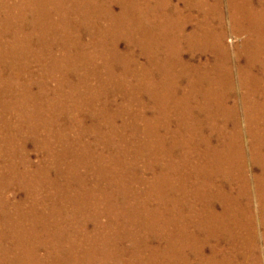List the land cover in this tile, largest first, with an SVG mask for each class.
<instances>
[{
  "label": "bare ground",
  "instance_id": "6f19581e",
  "mask_svg": "<svg viewBox=\"0 0 264 264\" xmlns=\"http://www.w3.org/2000/svg\"><path fill=\"white\" fill-rule=\"evenodd\" d=\"M0 1L4 4L2 9H0V37H8V34L14 28L16 30L18 28H25L30 31L26 32L27 34L25 33V42L18 41L17 45L11 48L17 54L15 61L9 60L5 55H1L0 57V64L4 69L2 75L8 73V77L12 74L16 79L14 81V87L11 90L23 91L26 88L31 90L30 87H33L34 85L37 86L38 82L36 80L35 63L37 64L47 61L46 67H48L51 75V77L49 76L50 80H53L52 78H54L60 85H65L71 79L72 74L76 75L78 83L85 90L82 92L81 96L86 97L89 93L88 91H92L95 100H102V102L99 103L100 105L98 104L100 107L93 106L91 102L85 104L86 107H84L83 103L79 100L76 101L77 103L73 102L71 105H68L67 108H65V102H60L59 105H49L46 109L37 106V108L32 109L31 111L28 109L27 104L25 105L26 108H23L21 104H18L21 107L19 114H16V117H14L16 118L14 121L16 122L15 125L20 129L22 128V125L26 128V123L28 122L31 128V133L33 132L36 136L42 126L48 127L50 130L53 129V121L55 120L53 117L51 118L53 115L57 120L60 116L63 122L68 120L71 122L73 118H76L71 117L72 112L77 113L78 111V116L77 121L75 120L72 122L75 124L73 130L75 131V135L73 137L69 136L71 134H68L65 137L61 135L60 139L53 137L54 139L45 143L46 147L42 143L36 142L35 150H42L45 154V158L48 155V167H44L46 164H39L38 168L32 166L29 154H26L27 152L21 150L22 154L20 159H22L21 162L25 168L18 173L16 170H13L14 175L11 179H16L21 185L28 186L30 189H23L26 192V197L20 200L17 198L16 201H13L10 195H6L8 198H0V264H141L144 262V259H147L150 262L149 264H156L158 261L152 263L150 258H153L154 255H156V252L161 253L162 251H164L161 256L162 260L167 261L169 253H172L174 250L173 246L177 243L174 242V236L170 231L167 233V236H164L163 239L159 240L161 244H169L166 246L167 248H162L161 246H157L161 247L160 249L157 247H153L154 249L149 248L148 250L153 249V251H150L151 253L149 254L144 250L145 255L143 256L141 246L139 245L143 242V237L146 243L149 242L151 240L150 235L146 234L143 237L141 236L142 238L140 239L139 236H135L133 233H120L119 228L122 226V229L124 230L127 228L128 231L137 233L134 229L135 216L144 217L145 223L149 226H152L150 219L155 222L164 219L163 213L166 212L165 209H167L168 204L165 195L170 192L168 193V191L164 189V185L161 183V185H158L161 187L158 189V196H151L155 202H148L147 195H149L152 190H147V186L150 187V183H154L159 179V176H163V172V179H165L167 175H175L177 169L176 167L172 169L173 166L171 163L168 165H160L161 171H159V168L156 169L155 167L156 164L154 165V162L146 157L150 148L149 145H151L153 151L151 148L150 150L153 152V156L155 155V158H151L154 159L155 162L157 160L166 161L161 156L165 153L164 146L159 149L154 148L155 145H153V139L151 144L141 140L134 146H128L120 141V131L124 130L122 129L123 127H129L131 122L133 123V120L130 116H127V118L124 119V124L120 123V125L116 127V120L119 117L116 111L119 110L121 113L123 110L119 107L116 111H111V109H114L113 105L118 103L123 104L122 102L125 101H128L131 104L139 103V95L136 93V90L147 95L146 104L160 103L159 97L156 94L157 90L172 81L169 74L162 76L164 77V80L160 79L159 81L153 77V75H156L155 72L162 75V73L170 71L171 69L165 70L164 68L167 69L170 67V60L174 63L175 59L173 58L172 60L170 58V53L169 56L165 52L163 58H161L158 53L161 60H154L157 58L155 50L151 44V37L156 36L154 35L155 29L143 30V26L137 21V14H135L137 9L140 8L143 3L145 7L140 9L139 12H145L146 8L150 7L149 4H151L152 0H105L107 4L102 3L100 0H70L75 5H71L66 0H20L23 5L22 8H20L19 15L17 16L15 14V21L14 18L11 20L7 19V17H2L1 13L2 10L11 11L13 13L18 10L12 11L10 10L11 7L6 3V0ZM157 1L162 2V0ZM163 1L169 6L168 8L176 5L174 10L176 12L175 17L180 22L179 28L183 29L186 22V19L183 18L182 15L183 10H192L209 0H197L198 2L195 0H178L177 3H175V0ZM231 1L237 2V0ZM254 2L252 0H239V5L234 8L235 11L232 13L231 21L237 22V19L240 17V23H249L251 19H256L258 13L252 12L253 16L249 14V18L245 11L246 8L254 7ZM220 3L223 4L222 1H220ZM180 4L184 8H181ZM218 14V18L220 19L219 28L221 30H219V33H217L211 40V53L208 54H215L219 60H222V63H227L229 61V53L223 42L225 36L223 31L224 22L222 19L224 16L223 13ZM149 16L150 14L148 13V17H146L147 21ZM259 18H261V16L258 17V19ZM164 21L165 18L162 17V22ZM249 29L247 30V27H245L243 30L248 33V31L250 32ZM215 31L217 30H214V32ZM181 33L183 32L181 31ZM252 33L254 34V32ZM258 33L262 36L264 35V26L261 29V32L258 31ZM123 39L127 40L126 45H134L135 48H138L140 55L148 58L150 63L154 64V62H156L161 64V66H152L153 69H156L155 71H152L151 67L139 62L140 60L138 61L139 56L137 57L138 59L134 57L136 65L128 67L127 72L124 74L127 77L126 80L131 81L128 82L129 92H126V90H117L119 96L116 97V100L108 101L109 90L111 87L106 80L101 79V71L97 68H104V72L110 73V76H115L120 62L123 61V59L128 61L127 58L122 56V54L126 53L120 48V40ZM250 40H252L254 45L256 43L255 47L259 48V50L264 46H260L257 41L258 39L254 35L243 44L244 47L240 53L241 55L248 57L251 61V57L254 58L253 54L256 53L257 49L255 50L253 46L248 48ZM177 41L178 40H176V42ZM179 49L180 44L178 45V50H176L178 53ZM196 50L200 49L196 48L195 51ZM162 51L163 50L160 52ZM195 51L192 54L193 57L195 56ZM206 53L207 52L204 51L201 55ZM196 57H198V55ZM195 59H193L194 62H196ZM51 60H53V65L50 64ZM197 61L198 64L193 63L192 72L189 70L186 72L187 75H190L191 73L189 78L192 80L191 83H193L194 87H196V84L200 85L202 80L207 78L202 73L209 65V61L201 62V57ZM126 62L124 60L123 64H126ZM99 63L101 65H99ZM176 63L183 67V61L180 60L179 57H176ZM85 70H88L89 74L95 80L92 85H89L87 79L82 77V73ZM220 72L219 79H211L209 78L210 76L208 78L211 82H213V80L217 81L216 84H218V89L220 91L224 90L222 95H224L223 101L226 102L230 98L231 93L234 95L235 92L233 90H235L236 87L233 89V73L230 68H225ZM240 73H242L240 81L245 82L243 87L247 89H244V92L246 93L245 95L247 96L245 97L247 105L245 106L246 102L243 97L242 104L245 102V109L243 110L246 121L245 131L246 134L249 135V141L253 144V150L255 151L252 161L254 164L264 166V162L259 155L264 148L261 139L262 132L264 131V123H261L264 122L261 119V112L264 110V103H259V100L256 99V97L259 96V91L262 87L264 89V85L261 87V84L258 82L256 85L259 86V89H252V92L248 89L250 88L248 74L246 73L245 76H243L244 72L241 71ZM24 77H27L29 80L27 86L24 85L25 81H21ZM135 78L140 83L133 81ZM73 79L76 78L74 77ZM73 84L74 82H71L67 85L69 87V93L75 92V85ZM221 85L224 86L223 89H220ZM229 85L231 88L227 89V86ZM251 88L253 87L251 86ZM220 91L216 92L219 93ZM32 96L30 95L29 98L31 99L34 97ZM236 98L237 94L233 96V99ZM250 98L253 101L250 100ZM89 99H91L90 95ZM119 99H121L122 102H119ZM180 100L184 102L186 99L182 98ZM237 104H239V102ZM33 105L34 104H32V106ZM147 106L148 105H145V107ZM236 109L237 108H235V110ZM69 112L71 114L70 117H64ZM107 113L109 114V118ZM14 115L15 113L12 114L11 117L9 116V120L11 121H6L7 124L12 122ZM88 121L90 124H88ZM150 125L153 127L152 124H149V134L152 130ZM163 125L164 123L159 120L158 129L162 128ZM21 130L23 131V128ZM132 136L135 137L136 140L137 135L133 133ZM116 138L118 139V143H116L118 149L114 143ZM57 141L60 142V145ZM173 147L176 148L175 144ZM102 149H106L108 153L106 154ZM133 151L134 154L132 153ZM118 152L125 157H131V159L134 157L135 159L141 157L142 160H144V163H146L144 169H142V175H139V173L137 174V167L133 163L134 160L127 161L126 163L118 157ZM64 165L66 166V169H64ZM80 168H83L81 173L78 171ZM25 172L29 173L28 177L25 176ZM6 173V167L3 169L0 168V189L2 192L5 191V183L9 178V175H6ZM251 176L253 179H260L257 175L251 174ZM203 178L205 179V177ZM248 181L250 180L247 179V182ZM75 182L80 186H72ZM139 183L144 184V187L137 186ZM261 194L264 196V192ZM160 196H162V200H159L158 203H156ZM176 201L178 200H175V202ZM209 202L213 203L214 201L210 198ZM155 203L156 206H158L156 209H151L150 207L145 209L143 207L144 204L145 206H148V204L149 206H153ZM97 204H101L102 210L106 209L103 215L102 213H98V219L94 216ZM176 205L178 206L179 202H176ZM140 208L143 210H140ZM213 209L214 208H212V213ZM101 216L106 218L104 223L100 221ZM51 220L54 221V224H51ZM119 233L120 235H118ZM212 235L213 234L210 236L212 237ZM28 239H30V244L27 242ZM125 240L130 241L128 250L131 258L128 261L126 260L127 250L126 253L124 252L125 254L119 251V244H122L121 242ZM4 241L5 243L7 241L8 243L6 244L10 247H5L3 243ZM99 247L100 251L98 249ZM100 254H103V257H101ZM219 255L222 257L218 258ZM206 262L208 264H234V262L237 263L238 261L236 262L235 257H233L232 253L227 250L226 253L225 250H215L214 254L210 256L209 260H206Z\"/></svg>",
  "mask_w": 264,
  "mask_h": 264
},
{
  "label": "rangeland",
  "instance_id": "374dc122",
  "mask_svg": "<svg viewBox=\"0 0 264 264\" xmlns=\"http://www.w3.org/2000/svg\"><path fill=\"white\" fill-rule=\"evenodd\" d=\"M6 1V3L11 7L10 10L18 11L13 13L11 11L2 10L1 16L5 18L7 17V19L11 20L14 18L15 21L16 15H19L20 8H22L23 4L20 0ZM66 1L71 5H75L70 0ZM100 1L107 4L105 0ZM175 1V3L178 2V0ZM220 1H222L223 4L220 3ZM252 1H255V5L254 7H250L251 9H245L247 15L250 18L252 12H255L258 13V17L261 16V18L258 19V17H255L256 19H251L249 23H240V17L237 19V22L231 21L232 13L235 11L234 8L239 5V0H237V2L231 0H209L208 2L202 3L199 5V7L192 10L184 9L182 15L183 18L186 19V22L183 29L179 28L180 22L175 17L176 12L174 10L176 5L168 8L169 6L166 5L163 0L162 2L152 0L151 4H149L150 7L146 8L145 12H139L140 9L145 7L143 3L135 13L137 14V21L143 26V30L155 29L154 35L156 36L151 37V44L155 50L157 59H153L161 60L160 56L163 58L165 52L168 55L170 53L171 56H169L172 60L173 58L175 59L174 63L170 60V67L167 69L164 68L165 70L171 69L170 71L164 72L162 75L158 72H155L156 75H153L157 81L160 79L164 80V77L162 76L168 74L172 78V81L168 82L166 85H163L159 88V90H157L156 94L159 97L160 103L146 104L147 95H144L140 93L139 90H136V93L139 95V103L131 104L128 101L122 102V100L119 99L118 101L122 102L123 104H115L113 105L114 109H111V111H116L119 107H121L123 110L121 113L119 110L116 111L119 115L116 120V127L120 125V123L124 124V119H126L127 116H130L133 120L131 125L128 124L130 125L129 127H123L122 129L124 130L120 131V141L128 146H134L141 140L151 144L153 139V145H155L154 148L159 149L164 146L165 153H163L161 156L166 161L157 160L155 162V160L151 158H155V155L153 156V152H151V145H149L151 150L149 148L146 157L153 161L154 165L156 164L155 167L156 169L159 168V171H161L160 165H168L171 163L173 166L172 169L175 167L177 169V171L175 170L177 172L175 175H167L165 179H163V172V176H159V179H157L154 183H150V187L147 186V190H152L149 195H147L148 202H155L151 196H158V189L161 188L158 185H161V183L164 185V189H166L168 193L170 192L169 194L165 195L169 205L167 204V209H165L166 212L163 213L164 219L159 222H155L154 220L150 219L152 226H149L145 223L144 217L142 218L141 216H135L136 219L134 221V229L137 233L130 232L127 230V228L124 230L122 229V226L119 228L120 233H133L135 236H139L140 239L146 234L150 235L151 240L149 242L146 243L143 237V242L139 245L141 246L143 256L145 255V251L150 254V251H153L154 249L153 247L161 246L163 248L168 246L169 244H161L159 240L163 239L164 236H167L169 231L171 232L175 239L174 242H177L173 246L174 250L172 253H169L167 261L162 260L161 257L164 251L161 253L156 252V255H154L153 258H150L152 263L158 261L156 264H205L207 263L206 260H209L210 256L214 254L215 250H225V253L227 250L232 253L236 262L238 261L237 263L234 262V264H264V196L261 194L264 192V166H261L260 164H254L252 161L255 151L253 150V144H251L249 141V135L246 134L245 131L246 121L243 112L245 106L247 105L245 99L247 96L245 95V88L243 87L245 82L240 81V76L242 75L240 72L243 71V76H245L246 73L248 74L250 87L248 89H250L252 92V89H259V86L256 85L258 82L261 84V87L264 85V40H262L264 39V35L262 36L258 33V31L261 32V29L264 26V3H262L264 0ZM3 5V2L0 1V9H2ZM180 7L184 8L181 4ZM217 12L223 13L224 16L222 19L224 22L223 31L225 36L223 38V42L227 52L229 53V61L227 63H222V60H219L215 54H208L211 53V40L217 33H219V30H221L219 28L220 19L218 18L219 14ZM148 13L150 16L147 21L146 17H148ZM161 16L165 18L164 22H162ZM245 27H247V30L250 28V32L248 31L247 33V31H244L243 29ZM214 30L217 31L214 32ZM181 31L183 33H181ZM251 31L254 32V34ZM26 32L30 31L25 28H18L17 30L14 28L8 34V37H0V57L1 55H5L9 60L15 61L17 54L11 48L17 45L18 41H26ZM253 35L256 36L258 43L263 48H260L259 50V48L255 47L256 43L254 45L252 40H250L248 48L253 46L255 50L257 49L256 53L253 54L254 58L251 57L250 61L248 57L241 55L240 52L244 47L243 44ZM176 40L178 41L176 42ZM126 41L127 40L125 39L120 40V48L122 51H124V53H126L122 54V56L127 58L128 61L123 59V61H127L126 64H123V61L120 62L115 76H110V73L104 72V68H97L101 71V79L106 80L111 87L109 90L108 101L116 100V97L119 96V92L117 90H126V92H129L128 82L131 81L126 80L127 77L124 74L127 72L128 67L136 65L134 61L138 56V61L140 60L139 62L148 65V67L152 68V66H161V64L156 62H154V64L150 63L148 58L140 55L138 48H135L134 45H126ZM179 44L180 49L178 53L176 50H178ZM196 48H199L200 50L195 51ZM161 50L163 51L160 52ZM194 51L195 56L193 57L192 54ZM204 51L207 53L201 55V53ZM197 55L198 57H196ZM176 57H179L180 60L183 61V67L176 63ZM200 57L201 62L209 61L208 68H206V70H204L202 73L207 78L203 79L200 85L196 84V87H194L193 83H191L192 80L189 78L191 73L190 75H187L186 72L188 70L192 72L193 63L198 64L197 60ZM193 59H195L196 62H194ZM46 62L47 61L43 63H35L36 80L38 84L37 86L34 85V88L30 87L31 90L26 88L23 91L11 90L14 87V81L16 79L12 74L8 77V73H6V75H2V71L4 69L0 64V168L3 169L6 167V175H9V178L5 183V191L2 192L0 189V196H3L0 198H5L6 195H10L13 201H16L17 198L20 200L26 197V192L23 189H30L28 186L21 185V183H19L16 179H11L14 175L13 170H16L18 173L25 168L22 165V159H20L22 154L21 150H24V152H27L26 154H29L32 166H36L38 168L39 164H46L44 167H48V155L45 158V154L42 152V150H35L36 142L42 143L45 146L46 142L54 138L60 139L61 135L63 137L68 134H71L69 135L71 137L75 135V131H73L75 124L72 122L75 120L77 121L78 111L77 113L72 112V115L69 112L64 116L70 117L71 115V117H76L73 118L71 122L69 120V122H63L60 116L58 121L54 115L51 116V118L53 117L55 119L53 121V129L50 130V128L42 126L37 134V136H40L37 137L35 134H33V132L31 133V128L28 122L26 123V128L22 125L23 131L21 130L22 128L20 129L17 127V125H15L16 122L14 121L16 118L14 117H16V114H19L21 107L18 104H21L23 108H26L25 105L27 104L28 109L31 111L32 109L37 108V106L42 109H46L49 105L57 106L60 104V102H65V108H67V106L71 105L73 102L79 100L81 103H83L84 107H86L85 104L89 102H91L93 106L100 107L99 103L102 102V100L98 101L94 99L92 91H88L89 93L86 97L81 96L82 92L85 90L78 83V78L76 75L72 74L71 76L73 78L75 77L76 79L71 77L69 82H67L65 85H60L54 78H52L53 80H50L49 76L51 77V75L49 73L48 67H46ZM52 62L53 60L50 61V64L53 65ZM99 65L101 64L99 63ZM225 68H230L232 70L233 89L236 87L233 91L235 92L234 95L237 94V98L233 99L234 95L231 93L230 98L226 102L223 101L224 95L222 94L224 93V90L220 91L218 89V84H216L217 81H209V78L219 79L218 77H220V71L224 70ZM155 70L156 69L152 68V71ZM82 74V77L87 79L89 85H92L95 82L88 70L83 71ZM21 81H25V86L28 85L29 80L27 77L22 78ZM133 81L140 83L136 78ZM71 82H74L73 85H75V92L69 93V87L67 85ZM251 86L253 88H251ZM223 87L224 86L221 85L220 89H223ZM230 88V85L227 86V89ZM216 91L220 92L217 93ZM30 95H33L34 97L32 96L33 98L30 99ZM89 95L91 96V99H89ZM242 97L245 99L246 104L245 102L242 104ZM258 97H256V99L259 100V103H264L263 87L259 91ZM182 98L186 100L183 102L180 100ZM250 100L252 99L250 98ZM238 102L239 104H237ZM32 104L34 105L32 106ZM145 105L148 106L145 107ZM235 108L237 109L235 110ZM14 113L15 115L12 118V122L7 124L6 121H11L9 120V116L11 117V115ZM107 116L109 118L108 113ZM261 116V119L264 121V110L261 112ZM158 118L160 121H162V123H164L163 127L159 129ZM88 124H90L89 121ZM149 124H152L153 126L151 127L150 125L152 129L150 134L148 132ZM133 133L137 135L136 140L135 137L132 136ZM261 139L264 145V131L262 132ZM57 143L60 145L59 141H57ZM114 143L118 149L116 144L118 143L117 138L115 139ZM174 144L176 148L173 147ZM104 151L106 154L108 153L106 149ZM132 153L134 154V151ZM259 155L264 162V148ZM118 157L124 160L126 163L127 161L134 160L133 163L137 167V174L139 173V175H142V169H144L146 163H144V160H142L141 157L137 159L134 157L131 159V157H125L119 152ZM65 165L64 169H66ZM80 169L78 170L79 173L83 171V168ZM28 174L29 173L25 172L26 177L29 176ZM222 174L225 175L223 176ZM251 174L259 176L260 179H253ZM203 177H205V179ZM247 179L250 181L247 182ZM143 185L144 184L139 183L137 186L144 187ZM72 186L77 187L80 185L76 184L75 182ZM210 198L214 201L213 203L209 202ZM159 200H162V196L158 198L156 203H158ZM175 200H178L176 201L179 202L178 206L176 205ZM156 203L153 205L154 207L156 206ZM145 204L143 206L145 209L147 207H150L151 209H156L158 207L156 206L154 208L152 205L149 206V204L148 206H145ZM212 208H214L213 213L216 217L212 213ZM105 210L106 209L102 210L101 204H97V208L95 207L94 216L97 217L98 213H102L103 215ZM140 210L143 209L140 208ZM100 221L104 223L106 218L101 216ZM51 224H54L53 220H51ZM120 233L118 235H120ZM211 234H213L212 237L210 236ZM27 242L30 244V239H28ZM3 243L5 247H10L6 244L8 243L7 241L6 243L5 241ZM121 243L122 244H119V251L121 253H126L127 250L126 260L128 261L131 258L130 252L128 250L130 241L125 240ZM100 247L98 248L99 251ZM161 247L157 248L160 249ZM149 248L153 249L148 250ZM100 256L103 257V254H100ZM220 257L222 256L219 255L218 258ZM149 263L150 262L147 259H144V262L141 264Z\"/></svg>",
  "mask_w": 264,
  "mask_h": 264
}]
</instances>
